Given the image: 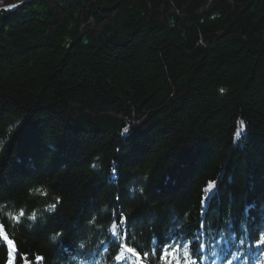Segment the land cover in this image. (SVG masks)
<instances>
[{
	"label": "trees",
	"instance_id": "obj_1",
	"mask_svg": "<svg viewBox=\"0 0 264 264\" xmlns=\"http://www.w3.org/2000/svg\"><path fill=\"white\" fill-rule=\"evenodd\" d=\"M0 224V264H264V0H0Z\"/></svg>",
	"mask_w": 264,
	"mask_h": 264
},
{
	"label": "snow or ice",
	"instance_id": "obj_2",
	"mask_svg": "<svg viewBox=\"0 0 264 264\" xmlns=\"http://www.w3.org/2000/svg\"><path fill=\"white\" fill-rule=\"evenodd\" d=\"M221 91H224L223 89H221ZM127 131V130H126ZM116 174V173H115ZM213 185V182H210L209 184V188L211 189ZM51 210H55V207L52 208ZM0 229L3 230V234H0V247H4L5 244L7 245H13L14 241L12 239L9 238L8 235L4 234L6 233V225L5 224H0ZM56 237L54 236L53 239H55ZM262 243H264V236H262ZM259 246V245H257ZM17 260L19 261L20 257V253L17 251L15 253ZM9 264H11V261H9Z\"/></svg>",
	"mask_w": 264,
	"mask_h": 264
},
{
	"label": "clouds",
	"instance_id": "obj_3",
	"mask_svg": "<svg viewBox=\"0 0 264 264\" xmlns=\"http://www.w3.org/2000/svg\"><path fill=\"white\" fill-rule=\"evenodd\" d=\"M94 167H99V165H94ZM17 211V214L20 215V218H21V221L24 220L25 218L30 222L29 223V228H33L34 225H35V222L37 220V216L36 218H33L30 214H29V211L26 210V209H16ZM54 210H48V211H43V213L41 214H44L45 212H48V213H51L53 212ZM40 214V215H41Z\"/></svg>",
	"mask_w": 264,
	"mask_h": 264
}]
</instances>
